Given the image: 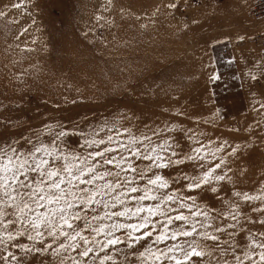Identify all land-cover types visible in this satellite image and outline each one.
<instances>
[{"label":"rangeland","instance_id":"obj_1","mask_svg":"<svg viewBox=\"0 0 264 264\" xmlns=\"http://www.w3.org/2000/svg\"><path fill=\"white\" fill-rule=\"evenodd\" d=\"M253 1L0 0V144L40 131L47 141L46 126L137 135L170 128L185 152L224 146L216 155L231 169L221 185L226 198L259 193L264 48L248 38L264 22L248 17ZM66 142L82 150L83 137ZM237 239L246 246V236Z\"/></svg>","mask_w":264,"mask_h":264},{"label":"snow or ice","instance_id":"obj_2","mask_svg":"<svg viewBox=\"0 0 264 264\" xmlns=\"http://www.w3.org/2000/svg\"><path fill=\"white\" fill-rule=\"evenodd\" d=\"M46 127L47 141L0 144V264H264V230L249 227H264V188L225 197L223 145L185 152L170 128Z\"/></svg>","mask_w":264,"mask_h":264},{"label":"built area","instance_id":"obj_3","mask_svg":"<svg viewBox=\"0 0 264 264\" xmlns=\"http://www.w3.org/2000/svg\"><path fill=\"white\" fill-rule=\"evenodd\" d=\"M247 15L255 22H264V0H254L249 7ZM248 39L249 42L255 46L264 48V28H259V30L250 35Z\"/></svg>","mask_w":264,"mask_h":264}]
</instances>
